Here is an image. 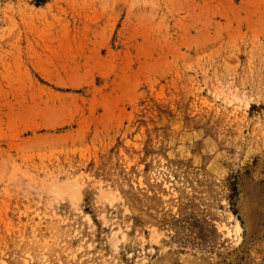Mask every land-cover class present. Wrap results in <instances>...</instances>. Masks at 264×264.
Masks as SVG:
<instances>
[{
  "label": "rangeland",
  "instance_id": "1",
  "mask_svg": "<svg viewBox=\"0 0 264 264\" xmlns=\"http://www.w3.org/2000/svg\"><path fill=\"white\" fill-rule=\"evenodd\" d=\"M0 259L264 264V0H0Z\"/></svg>",
  "mask_w": 264,
  "mask_h": 264
},
{
  "label": "bare ground",
  "instance_id": "2",
  "mask_svg": "<svg viewBox=\"0 0 264 264\" xmlns=\"http://www.w3.org/2000/svg\"><path fill=\"white\" fill-rule=\"evenodd\" d=\"M239 223H237L236 225H237V227H239V225H238ZM1 260V259H0ZM2 262V261H1Z\"/></svg>",
  "mask_w": 264,
  "mask_h": 264
}]
</instances>
